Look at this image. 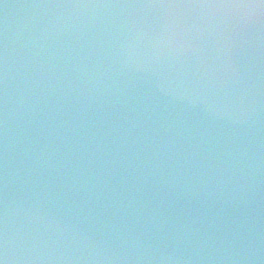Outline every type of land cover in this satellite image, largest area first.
Masks as SVG:
<instances>
[{"label":"water","instance_id":"obj_1","mask_svg":"<svg viewBox=\"0 0 264 264\" xmlns=\"http://www.w3.org/2000/svg\"><path fill=\"white\" fill-rule=\"evenodd\" d=\"M0 260L264 264V0H0Z\"/></svg>","mask_w":264,"mask_h":264},{"label":"snow or ice","instance_id":"obj_2","mask_svg":"<svg viewBox=\"0 0 264 264\" xmlns=\"http://www.w3.org/2000/svg\"><path fill=\"white\" fill-rule=\"evenodd\" d=\"M0 264H4L3 260H0Z\"/></svg>","mask_w":264,"mask_h":264}]
</instances>
